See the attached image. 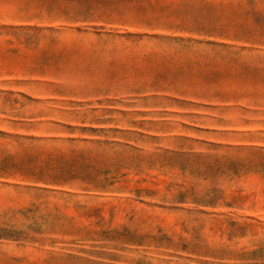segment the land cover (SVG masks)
I'll return each mask as SVG.
<instances>
[{"label":"rangeland","instance_id":"rangeland-1","mask_svg":"<svg viewBox=\"0 0 264 264\" xmlns=\"http://www.w3.org/2000/svg\"><path fill=\"white\" fill-rule=\"evenodd\" d=\"M0 264H264V0H0Z\"/></svg>","mask_w":264,"mask_h":264}]
</instances>
